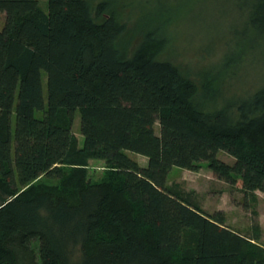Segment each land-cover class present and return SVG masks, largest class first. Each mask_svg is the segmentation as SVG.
Returning a JSON list of instances; mask_svg holds the SVG:
<instances>
[{"label":"trees","instance_id":"obj_1","mask_svg":"<svg viewBox=\"0 0 264 264\" xmlns=\"http://www.w3.org/2000/svg\"><path fill=\"white\" fill-rule=\"evenodd\" d=\"M47 2L0 0V264H264L257 235L167 183L173 166L206 161L216 177L264 191V81L212 103L264 40V0H236L231 48L198 83L161 56L178 14L165 3L131 45L119 0ZM90 159L102 173L88 175Z\"/></svg>","mask_w":264,"mask_h":264},{"label":"rangeland","instance_id":"obj_2","mask_svg":"<svg viewBox=\"0 0 264 264\" xmlns=\"http://www.w3.org/2000/svg\"><path fill=\"white\" fill-rule=\"evenodd\" d=\"M179 1L181 0H119L118 10L126 25V35L131 45H136L146 29L144 24L140 26L145 14L148 13L147 16L154 14L160 3H165L170 10L174 9L178 14L165 29L170 41L161 56L180 65L198 83L200 70L218 63L224 52L231 48L233 38L231 29L240 22L236 9L237 2L236 0H198L191 9L188 5L179 8L177 4ZM38 2L41 9L47 11V0H38ZM2 22L3 14L0 15V26ZM240 63L234 78L225 77L218 83L221 94L212 102L214 105L222 104L232 95L246 94L257 86L259 80L264 81V40L259 41L248 52L245 63ZM46 80V73L42 71L44 98L47 91ZM79 124V114L76 112L71 127L81 145L83 137L80 134ZM11 125L13 130L14 110L11 115ZM155 131L159 132L158 122ZM126 152L141 165H146L145 156L132 151ZM217 157L227 163L234 161L232 156L221 150L217 153ZM104 165L103 160L90 159L87 166L88 175L96 176L102 173ZM51 181L55 182V180ZM167 183L183 192L193 193L205 212L222 211L226 225L249 237L257 235V243L264 246V191L245 192L240 182L231 184L216 177L206 161L200 162L197 170L173 166L168 173Z\"/></svg>","mask_w":264,"mask_h":264},{"label":"crops","instance_id":"obj_3","mask_svg":"<svg viewBox=\"0 0 264 264\" xmlns=\"http://www.w3.org/2000/svg\"><path fill=\"white\" fill-rule=\"evenodd\" d=\"M147 160V159H146ZM146 162V161H145ZM144 165V164H143Z\"/></svg>","mask_w":264,"mask_h":264}]
</instances>
